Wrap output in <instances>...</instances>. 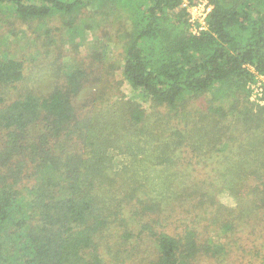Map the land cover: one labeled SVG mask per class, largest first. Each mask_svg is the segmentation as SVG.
I'll return each instance as SVG.
<instances>
[{"label": "trees", "instance_id": "16d2710c", "mask_svg": "<svg viewBox=\"0 0 264 264\" xmlns=\"http://www.w3.org/2000/svg\"><path fill=\"white\" fill-rule=\"evenodd\" d=\"M210 1L193 33L183 0H0L24 20L89 3L128 15L120 66H59L45 93L8 98L24 65L0 56V264L217 258L193 227L168 228L184 204L207 215L208 233L264 226V85L260 104L241 94L264 77V0Z\"/></svg>", "mask_w": 264, "mask_h": 264}, {"label": "rangeland", "instance_id": "374dc122", "mask_svg": "<svg viewBox=\"0 0 264 264\" xmlns=\"http://www.w3.org/2000/svg\"><path fill=\"white\" fill-rule=\"evenodd\" d=\"M111 8V6L102 8L105 13L103 14L96 11V7L89 3L84 12L75 11L63 16L57 14L46 19L24 20L15 13L12 5L1 4L0 56L4 53L18 58L24 65V79L6 88L8 98L16 97L18 93L28 90L40 94L47 92L56 81L58 67L65 64L80 63L82 67H86L92 63L96 66L93 60L95 59L103 60L100 66H120L128 15L123 9ZM81 17L86 18V25L80 23ZM94 51L105 57L94 58ZM101 69L100 67L99 70ZM119 72L120 70L114 72L115 78H121ZM258 80L257 78L250 81L241 93L245 95V92L247 99L256 104L261 103L258 93L261 83L263 84ZM120 90L133 99L142 100L138 94L132 93L125 83L120 86ZM211 92L213 89L210 90ZM143 102L150 112L149 103ZM115 158L120 161L122 156L115 154ZM217 200L227 207H237L235 198L227 191L218 193ZM175 211L168 228L171 227L173 230L178 227L179 232L182 233L186 227H193L198 231L200 241L205 242V239H208L209 243L217 245V258L202 255L195 263L264 264V226L256 231L237 229L234 233L229 232L228 235L231 234L229 236L221 232L208 233L207 226L211 221L199 208L192 204H184L175 207ZM138 246L148 250L149 243L143 241Z\"/></svg>", "mask_w": 264, "mask_h": 264}, {"label": "built area", "instance_id": "2783aa9c", "mask_svg": "<svg viewBox=\"0 0 264 264\" xmlns=\"http://www.w3.org/2000/svg\"><path fill=\"white\" fill-rule=\"evenodd\" d=\"M183 6L186 8L188 14V21L190 23L191 31L193 33H199L200 31L206 29V18L213 8L210 0H183ZM263 82L260 86V91L258 96H261L262 87L264 85V77L257 76L255 79ZM259 82V84H260Z\"/></svg>", "mask_w": 264, "mask_h": 264}]
</instances>
